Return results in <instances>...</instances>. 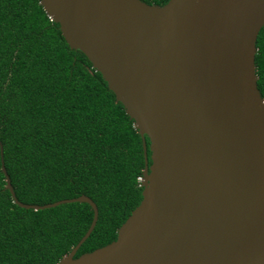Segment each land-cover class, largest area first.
Returning <instances> with one entry per match:
<instances>
[{
    "label": "water",
    "instance_id": "water-1",
    "mask_svg": "<svg viewBox=\"0 0 264 264\" xmlns=\"http://www.w3.org/2000/svg\"><path fill=\"white\" fill-rule=\"evenodd\" d=\"M143 140L142 199L110 243L57 264H264V98L255 63L264 0H40ZM148 137L151 163L148 160Z\"/></svg>",
    "mask_w": 264,
    "mask_h": 264
},
{
    "label": "trees",
    "instance_id": "trees-1",
    "mask_svg": "<svg viewBox=\"0 0 264 264\" xmlns=\"http://www.w3.org/2000/svg\"><path fill=\"white\" fill-rule=\"evenodd\" d=\"M256 45L264 98V27ZM0 142L19 201L44 205L85 194L96 203L97 223L76 257L115 240L142 199L145 158L134 120L40 0H0ZM5 186L0 153V264H57L91 224L88 203L26 209Z\"/></svg>",
    "mask_w": 264,
    "mask_h": 264
},
{
    "label": "clouds",
    "instance_id": "clouds-1",
    "mask_svg": "<svg viewBox=\"0 0 264 264\" xmlns=\"http://www.w3.org/2000/svg\"><path fill=\"white\" fill-rule=\"evenodd\" d=\"M139 181H140V178H139Z\"/></svg>",
    "mask_w": 264,
    "mask_h": 264
}]
</instances>
